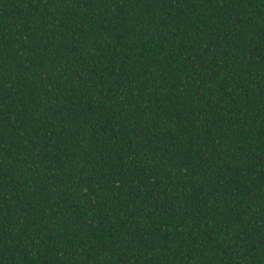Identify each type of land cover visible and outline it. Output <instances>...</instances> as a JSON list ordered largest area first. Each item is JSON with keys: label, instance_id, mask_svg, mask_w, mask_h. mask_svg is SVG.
I'll return each mask as SVG.
<instances>
[{"label": "trees", "instance_id": "trees-1", "mask_svg": "<svg viewBox=\"0 0 264 264\" xmlns=\"http://www.w3.org/2000/svg\"><path fill=\"white\" fill-rule=\"evenodd\" d=\"M0 264H264V0H0Z\"/></svg>", "mask_w": 264, "mask_h": 264}]
</instances>
